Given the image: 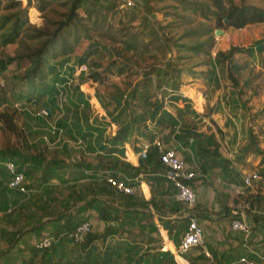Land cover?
<instances>
[{
    "label": "crops",
    "instance_id": "1",
    "mask_svg": "<svg viewBox=\"0 0 264 264\" xmlns=\"http://www.w3.org/2000/svg\"><path fill=\"white\" fill-rule=\"evenodd\" d=\"M137 1V5L127 7L124 0H86L93 8V19H109L110 28H106L111 36L84 39L86 47L74 53L70 62L75 65L78 58L88 57L89 73L77 77L78 83L67 91L62 105L58 92L53 96L47 93L36 102V98L28 101L20 89H5L7 79L2 76L7 69L0 66V112H10L16 123L14 132L0 117V160L13 161L33 189L29 195L10 189L11 175L0 166V214L7 223L0 264H245L240 261L242 257L264 264V164L262 155L249 144L251 133L256 134L251 119L253 123L264 121L261 116L254 119V106L259 107L261 99L250 82L245 85L237 79L235 84L224 79L218 66L221 63H216L218 52L230 49L238 35L231 31L233 26L216 27L224 33L215 36L210 55L176 47L174 40L191 42L176 30L182 25L181 19L215 21L182 8L175 11L169 6L171 0ZM109 6L111 10L106 9ZM169 26H173L172 31ZM14 45L3 51L13 55ZM104 50L110 53L111 63L107 65L98 61ZM125 57L130 61L121 72ZM95 60L96 71H105L103 81L91 77L90 63ZM242 69L234 66L231 72L240 77ZM150 70L152 96L146 106V122L166 146L175 148L198 172L191 184L197 194L195 210L205 230V244L183 257H177L175 251L188 219L182 214L184 206L177 199L176 188L163 175L164 165L159 158L148 161L140 156L148 140L139 136L135 127L123 144H113L121 128L115 119L132 121ZM81 84L87 91L89 84L93 96ZM159 86L176 90L164 107L177 119L176 125L166 116L161 124L151 121L150 102L160 98ZM168 94L166 91L165 97ZM177 96L186 97L189 104L181 97L174 98ZM13 103L16 109L11 107ZM126 103L132 110L123 111ZM41 107L52 109L48 108V119L62 128L60 139L48 127L46 132L42 121L38 125L34 120ZM38 119L46 121L42 116ZM106 171L129 179L135 193L112 187ZM253 172L260 178L247 186L245 178ZM245 197L253 206L246 212L253 227L248 240L231 225V211ZM70 218L78 223L90 220L98 238L76 245L69 235L74 228L58 233ZM50 236L57 249L46 257L38 243ZM29 253L24 261V254Z\"/></svg>",
    "mask_w": 264,
    "mask_h": 264
},
{
    "label": "trees",
    "instance_id": "2",
    "mask_svg": "<svg viewBox=\"0 0 264 264\" xmlns=\"http://www.w3.org/2000/svg\"><path fill=\"white\" fill-rule=\"evenodd\" d=\"M171 1L172 3L169 6L175 11L178 8H182L184 11H190L206 20L215 21L213 23L214 25L211 24V26L207 21L202 19L188 17V19L184 18L181 20L189 26L181 37L183 39L189 38L191 42L178 43L177 40H174V44L176 47L191 49L197 54H211V48L215 44L216 27L224 28V26H233L235 28H242L253 23H264V3H258L256 0ZM32 6L36 7L38 12H41L45 18L44 26H38L32 22L31 19H43V17H33V13L30 12ZM106 9L111 10V6ZM82 10L85 11V14L81 12ZM92 10L93 8L86 4V0H28L27 2L24 0H0V66L5 70L16 62L20 67V71L13 75L14 81L9 83L8 88L14 92L20 89L26 95L25 98L28 101L36 98V102H38L47 93L52 96L55 95L58 92L55 83L60 78L59 68L73 59V55L79 48L81 42L84 39L92 40L97 36L107 37L108 33L104 30L109 26V19H98L97 17L93 19L94 13ZM226 20L228 21L225 22ZM194 22L196 23L195 25ZM96 43H99L98 40H96ZM11 44H17L14 55L2 57L3 48ZM235 53H249L251 56L257 55V53L259 55L264 54V38L257 40L253 46L247 49L231 47L229 51L225 53L221 51L217 56L219 58L223 57L224 60H230ZM87 58H78L79 64L87 63ZM129 61V58L125 57L124 61L120 63L122 66L119 68V71L123 72ZM218 62L221 63L220 61ZM218 62L216 61V63ZM112 64L117 65V61L113 60ZM97 66V60L91 61V77L103 81L106 76L105 71L97 72L95 69ZM151 73L152 70L147 71L145 78L147 87L139 92L141 101L135 105L139 107V111L133 115L132 121L122 122L120 117L115 119L120 122L121 128L117 136L113 138V144H123L128 139L129 132L133 127H135L137 134L141 137L144 136L148 142H152L155 139L157 132L149 127L148 121L146 122L145 119L146 106L149 104L148 100L152 96L149 88L151 86ZM161 89L162 86H159L158 90L160 91ZM165 93L166 91L163 90L160 98L150 102L152 108L151 121H156L157 124H161L166 116L172 125H176L178 123L177 119L171 113L164 110ZM179 97L181 96L174 98L177 99ZM181 98L189 104V99L186 97ZM125 106L127 107L123 111L131 109L132 107L130 103H126ZM50 115L51 113H49ZM1 116L5 118L6 127L16 132V123L11 113L0 112ZM259 116L264 117V110L257 111L254 119ZM249 144L255 146L256 151L262 155L261 164H264V149L259 147V139L256 134L251 133ZM213 153L217 154V152ZM158 158L156 148L151 147L148 150L146 159L151 161L152 159L157 160ZM222 160L227 162L224 158ZM59 218L62 219V217ZM79 223L70 218L68 221H64L62 224L63 229L58 233L64 232L67 230V227L75 229ZM15 238L10 240V243L13 244L16 240ZM96 238H98V235L92 231L82 243L84 245L90 244ZM82 243L75 244L81 245ZM40 249L44 250L43 254L47 257L48 255H52V252L57 247L53 243L48 248Z\"/></svg>",
    "mask_w": 264,
    "mask_h": 264
},
{
    "label": "built area",
    "instance_id": "3",
    "mask_svg": "<svg viewBox=\"0 0 264 264\" xmlns=\"http://www.w3.org/2000/svg\"><path fill=\"white\" fill-rule=\"evenodd\" d=\"M137 0H124L127 7H132L137 5ZM73 68V74H71ZM70 69V70H69ZM89 73V66L86 63L73 64L70 61L66 62L63 66L59 68L60 78L57 80L58 89V100L60 105L67 100V91L72 90V87L76 81L77 77L81 75L87 76ZM5 85V81L1 82V86ZM89 91L84 89V85L81 84V88L93 96V89L90 88ZM163 90L168 91L169 94L165 97V104L169 101L172 95L176 94V90L169 88H162L159 92L162 95ZM20 107V104H16ZM166 106V105H165ZM39 116L46 118L47 127L51 134L60 135L62 134V128L55 122L48 119L49 110L47 107H41L37 113ZM113 124L112 122H110ZM44 140L49 142V136L45 135ZM151 147H155L158 152V157L160 162L164 165L165 170L163 175L168 179L169 182L177 190V199L183 203L182 214L188 219V226L184 232L181 241L175 251L177 257H183L194 247L203 246L205 244V230L200 224L195 207L197 205V194L192 186V181L196 178L198 172L195 169H191L186 160L180 155V153L175 149L166 146L159 135H156L152 142L144 144L143 149L140 152L142 158H147L148 150ZM0 166H4L10 173L11 178L8 182V187L12 190H17L22 193L29 195L33 192V189L29 187L26 175L23 171L19 170L17 165L11 160H0ZM106 178L112 187L117 190L126 193L134 194L135 187L129 183V179H120L111 175L106 171ZM260 178L258 172L250 173L245 178V184L251 186L253 181ZM252 200L248 197L243 198L241 202L231 211V225L232 228L242 232L244 238L248 240L253 232V227L247 219L246 212L252 211ZM93 231L92 223L90 220H84L80 222L76 228L70 233V238L74 243H82L86 240L87 236ZM55 239L53 237H45L41 239L38 243L39 248H48L52 245ZM241 262L245 264H255L253 260L247 257H242Z\"/></svg>",
    "mask_w": 264,
    "mask_h": 264
},
{
    "label": "rangeland",
    "instance_id": "4",
    "mask_svg": "<svg viewBox=\"0 0 264 264\" xmlns=\"http://www.w3.org/2000/svg\"><path fill=\"white\" fill-rule=\"evenodd\" d=\"M24 1L27 2L28 0H24ZM256 2H258V3L263 2L264 3V0H256ZM30 12L33 13V17H35V18L43 17L41 12L39 13L37 8L34 6L31 7ZM31 20L33 23L37 24L38 26H44V24H45V18L44 17H43V19L39 18L38 20L37 19H31ZM186 21H188V20H186ZM143 22H144V20H143ZM181 22H182V25L181 26L179 25L176 29L178 32H181V31L184 32L189 27L186 24V22L185 23H183V21H181ZM195 24L196 23L194 22V25ZM208 24L211 25L210 22ZM121 27L122 28L126 27V24L121 26ZM194 27H196V26H194ZM108 28H110V27H108ZM108 28H105V31H109V33L107 35L111 36V33H110L111 30ZM172 28H173V26H169V29H171V31H172ZM176 30H173V31H176ZM124 31H127V28ZM231 31L234 34L238 35V37H237L238 41L234 42L231 45V47H239L240 49H247L248 47L253 46L257 40L264 38V23H253L251 26H247V27L245 26L241 30L240 29L236 30V28L232 27ZM169 33H171V32H169ZM215 36H216V33H215ZM109 42L111 43V41H109ZM86 44H87V42L85 40H83V42H81V44L79 46L80 49L79 48L78 49L79 50L84 49L86 47ZM12 47H13L12 53L14 55V53L16 52L17 44H15ZM104 51H105V53L104 54L102 53L103 54L102 59L98 58V57H96V59L98 58V61H100V63L102 62L104 65H107V64L111 63L110 62L111 58L108 57V55H110V53H109V50H104ZM227 51H229V49L224 51V53ZM9 52L10 51H8V50L7 51L4 50L2 53V57H6L7 55H11ZM219 52H221V51H219ZM253 59L255 60V63H253ZM218 61L221 62V64H218V66L222 69L221 70L222 71V77L224 79H229V80L233 81L235 84H236L235 80L239 79L240 81L241 80L244 81L245 85H246V82L248 81V82H250L251 86H253V85L256 86L254 93L257 94L258 98L261 99L259 101V103H261V104L259 107L254 106V108L257 109L258 111L264 110V54L259 55L257 53V56H251L249 53H235V55L230 60H224L223 57L219 58L217 56V62ZM234 66H237V67L240 66L243 68L242 71L239 72L240 77L234 76L233 72H231V69H233ZM19 68H20L19 64H17L15 62L7 68V71L5 72L4 76L1 75L5 79H7V87L5 86V89L6 88L8 89L9 83L14 81L13 75L16 74L18 71H20ZM248 87H250V86H248ZM102 89L103 88H101V90ZM248 90H250V89H248ZM101 93H102V91H101ZM206 95H208V94H206ZM11 107L13 109H16L14 106V103L11 104ZM248 107H251V109H252L253 105H250ZM257 110H256V112H257ZM38 117H40V116L35 117L36 119H34V120L38 121L37 122L38 125H40L41 121H42V127L46 128V132H47V122L44 120H39ZM251 123L253 124V128H254L253 131L256 132L257 137L259 139V147L264 149V121H261L260 123H253V121L251 119ZM250 129H252V127ZM3 220H4V216L2 214H0V245H2L5 242L4 236H5L6 232L3 230V227H5V225H7V223L5 221L3 222ZM23 221L25 222L24 219H23ZM51 235H55V234L52 233ZM54 242H55V240L52 242V244ZM8 245H10V244H8ZM2 249L3 248L1 247V250ZM30 254L31 253L24 254L25 260L28 256L29 257L31 256ZM18 261L23 262V259L19 258Z\"/></svg>",
    "mask_w": 264,
    "mask_h": 264
},
{
    "label": "water",
    "instance_id": "5",
    "mask_svg": "<svg viewBox=\"0 0 264 264\" xmlns=\"http://www.w3.org/2000/svg\"><path fill=\"white\" fill-rule=\"evenodd\" d=\"M228 20H226L225 22H227ZM216 35H221L224 33V30L223 29H216L215 31Z\"/></svg>",
    "mask_w": 264,
    "mask_h": 264
}]
</instances>
